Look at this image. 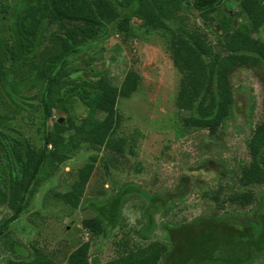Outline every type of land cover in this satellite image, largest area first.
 <instances>
[{"label":"trees","instance_id":"16d2710c","mask_svg":"<svg viewBox=\"0 0 264 264\" xmlns=\"http://www.w3.org/2000/svg\"><path fill=\"white\" fill-rule=\"evenodd\" d=\"M263 27L264 0H0V208L9 214L0 222V241L9 253L5 264H256L264 259V196L254 192L264 186V100L256 121L253 103L247 104V158L234 170L235 182L201 195L213 205L211 214L161 225L164 240L143 244L155 228L153 214H165L172 205L133 183L88 203L95 213L81 221L86 241L68 253L8 238V227L28 212L42 184L81 147L91 154L67 174L68 190L49 195L71 209L84 208L82 195L96 163L107 175L126 153L135 154L137 139L117 134L118 101L136 90L129 83L132 72L114 85L103 68L91 67L94 58L82 53L86 46L110 35L122 45L149 35L160 38L179 75L177 137L205 131L219 139L236 112L232 75L251 70L264 90ZM59 114L65 115L63 122L55 119ZM140 171L136 162L132 172ZM130 197L147 201L141 203L148 223L136 231L139 242L131 233L122 235L121 210ZM226 206L233 210L221 214ZM118 226L112 258L103 262L93 256V238H107Z\"/></svg>","mask_w":264,"mask_h":264},{"label":"rangeland","instance_id":"374dc122","mask_svg":"<svg viewBox=\"0 0 264 264\" xmlns=\"http://www.w3.org/2000/svg\"><path fill=\"white\" fill-rule=\"evenodd\" d=\"M232 9L237 10L235 5H232ZM261 34L264 36V27ZM159 39L149 35L147 39L134 38L127 45H122L116 35H110L85 47L82 53L94 58L91 67L97 70L103 68V73L114 85L119 86L127 72H132L133 78L129 83H133L136 90L128 99L118 101L117 112L122 120L117 134L126 137L132 135L137 139L133 148L135 154L126 153L117 168L108 170L107 175L103 166L96 163L82 195L84 208L71 209L53 201L49 195L68 190L67 174L91 154L87 148L81 147L42 184L30 202L28 212L8 227V238L26 247L33 244L44 246L48 251L60 249L62 253H68L79 242L86 241L84 230L80 229L81 221L95 213L88 203L115 195L124 183L135 184L148 196H164L166 203L172 205V209L165 214H153L155 228L147 234L148 240L143 244L151 240H164L163 224L173 226L212 213L213 205L201 195L219 183L231 186L235 182L233 172L247 158L249 120L245 110L247 104L252 102L251 119L256 121L260 118L264 90L253 71L238 70L231 78L237 102L236 112L221 129L220 138L212 139L205 131H191L177 137L174 101L179 75L172 68ZM81 112L84 115L83 109ZM57 118L63 122L65 115L59 114ZM105 155L104 150L99 154L100 157ZM136 162L140 164V173L132 172ZM254 192L258 198H263L264 186L256 188ZM141 203L147 204L146 199L130 197L121 210L122 235L131 233L135 242H139L136 231L148 223ZM224 210L221 214L230 212L233 207L226 206ZM32 213H39L41 217H33ZM8 216L7 210L1 207L0 222ZM119 227L112 230L107 238H93V256L103 262L112 258L114 240L121 236ZM3 240L0 241V264H5L9 257L3 248ZM256 264H264V259L258 258Z\"/></svg>","mask_w":264,"mask_h":264}]
</instances>
